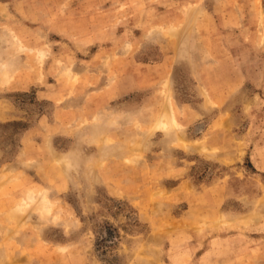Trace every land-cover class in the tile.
<instances>
[{"label": "rangeland", "instance_id": "1", "mask_svg": "<svg viewBox=\"0 0 264 264\" xmlns=\"http://www.w3.org/2000/svg\"><path fill=\"white\" fill-rule=\"evenodd\" d=\"M0 264H264V0H0Z\"/></svg>", "mask_w": 264, "mask_h": 264}]
</instances>
